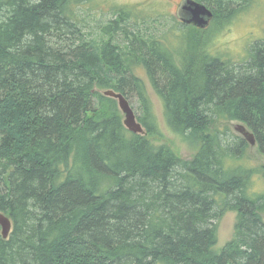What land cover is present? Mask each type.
I'll list each match as a JSON object with an SVG mask.
<instances>
[{
	"label": "trees",
	"instance_id": "trees-1",
	"mask_svg": "<svg viewBox=\"0 0 264 264\" xmlns=\"http://www.w3.org/2000/svg\"><path fill=\"white\" fill-rule=\"evenodd\" d=\"M198 1L210 27L175 33L126 7L94 20L93 0H0V213L12 224L0 264H264V195L249 193L253 170L229 165L250 145L219 129L245 125L264 155V43L240 65L215 55L210 31L251 1ZM137 68L167 128L196 148L190 160L154 143L163 133Z\"/></svg>",
	"mask_w": 264,
	"mask_h": 264
},
{
	"label": "rangeland",
	"instance_id": "rangeland-1",
	"mask_svg": "<svg viewBox=\"0 0 264 264\" xmlns=\"http://www.w3.org/2000/svg\"><path fill=\"white\" fill-rule=\"evenodd\" d=\"M179 0H93L94 6H100L98 10H93L92 15L94 20H101L106 22L112 16V8L126 7L133 11L136 15L144 16L146 18L156 20L157 22L164 23V29L169 28L174 30L175 33H180L186 28L179 25L174 9L172 7L173 2ZM251 4L249 8L241 13H238L232 17V19L224 26L210 31L211 36L210 49L215 55L221 56L222 59L231 60L234 65H240V63L246 62L244 48L249 49V44L254 40L264 41V0H250ZM88 6L89 8L92 7ZM93 6V7H94ZM87 7V6H86ZM213 29V28H210ZM168 40H170L168 42ZM168 47L173 48L178 46L180 40L176 35H170L167 38ZM172 44V45H171ZM135 74L144 80L147 85V91L149 98L151 99L155 115L159 122L160 128L163 133L161 140H155V144H168L174 148L185 160H190L196 148L190 143H186L181 137L172 133L165 124L162 102L154 92L150 85L149 79L143 69H135ZM132 103L136 107V99H132ZM238 122H232L222 124L220 131H226L228 141H233L234 138L242 137L235 129ZM230 166L233 165L248 167L254 171V175L251 179V185L249 193L254 196L264 195V155L260 153L258 146H250L247 150L245 158L235 163L230 162ZM236 220V213H227L218 224V245L216 249L219 251L233 235L234 226Z\"/></svg>",
	"mask_w": 264,
	"mask_h": 264
},
{
	"label": "water",
	"instance_id": "water-1",
	"mask_svg": "<svg viewBox=\"0 0 264 264\" xmlns=\"http://www.w3.org/2000/svg\"><path fill=\"white\" fill-rule=\"evenodd\" d=\"M186 15H183V14ZM179 19L184 20L185 23L191 24L199 29H205L209 26L212 20V12L203 4L188 0L185 6L182 7V11L178 14ZM106 97L115 99L118 103V108L123 115L124 126L134 134L145 135L144 128L137 121L136 114L130 104V102L121 93H117L114 90H108L104 93ZM235 129L240 133L243 139L250 145L255 146L257 144L254 134L243 124H237ZM0 227L2 229V235L4 239H7L12 224L10 219L4 214L0 213Z\"/></svg>",
	"mask_w": 264,
	"mask_h": 264
},
{
	"label": "flooded vegetation",
	"instance_id": "flooded-vegetation-1",
	"mask_svg": "<svg viewBox=\"0 0 264 264\" xmlns=\"http://www.w3.org/2000/svg\"><path fill=\"white\" fill-rule=\"evenodd\" d=\"M168 1H169V5H170V0H168ZM187 1H188V0H179V1H177L176 3H175V2L172 3V7H173V9H174L175 17H176V19H177L179 25L182 26L183 28H185V27H195V26H193V25H191V24H187V23H185L184 20L179 19V16H178V14L182 11V7L185 6V4H186ZM192 1H195V2L201 3V2H199L198 0H192ZM201 4H203V3H201ZM243 4H244V3H243L242 1L240 2V0H239V2H237V3L234 5V7H235L234 9H239L240 7L243 6ZM203 5H205V4H203ZM205 6H206V5H205ZM206 7H207V6H206ZM207 8H208V7H207ZM208 9H209V10L212 12V14H213V11H212L210 8H208ZM183 15H186V14L184 13ZM186 16H187V15H186ZM213 19H214V14H213L212 20L210 21L209 26H208L207 28H205V29H202V30H206V29H208V28L210 27V25L212 24ZM195 28H197V27H195ZM197 29H199V28H197ZM257 43H264V41H261V40H254L253 43L249 44V49L247 48V47H248V45H247V47L244 48V50H245L244 53H243V54L245 55L244 58L248 59V58L250 57V54L252 53V48H253ZM240 64H241V63H240Z\"/></svg>",
	"mask_w": 264,
	"mask_h": 264
}]
</instances>
